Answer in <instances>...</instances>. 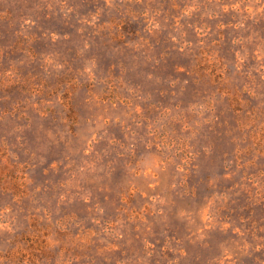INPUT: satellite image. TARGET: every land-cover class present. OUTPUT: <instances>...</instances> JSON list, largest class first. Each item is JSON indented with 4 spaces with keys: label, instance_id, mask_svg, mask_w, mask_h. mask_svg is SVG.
I'll list each match as a JSON object with an SVG mask.
<instances>
[{
    "label": "rangeland",
    "instance_id": "obj_1",
    "mask_svg": "<svg viewBox=\"0 0 264 264\" xmlns=\"http://www.w3.org/2000/svg\"><path fill=\"white\" fill-rule=\"evenodd\" d=\"M0 264H264V0H0Z\"/></svg>",
    "mask_w": 264,
    "mask_h": 264
}]
</instances>
